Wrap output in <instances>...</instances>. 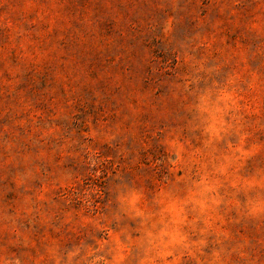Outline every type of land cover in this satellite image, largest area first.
Returning a JSON list of instances; mask_svg holds the SVG:
<instances>
[{"label":"rangeland","instance_id":"rangeland-1","mask_svg":"<svg viewBox=\"0 0 264 264\" xmlns=\"http://www.w3.org/2000/svg\"><path fill=\"white\" fill-rule=\"evenodd\" d=\"M0 264H264V0H0Z\"/></svg>","mask_w":264,"mask_h":264}]
</instances>
